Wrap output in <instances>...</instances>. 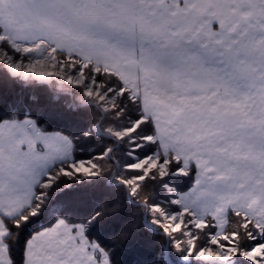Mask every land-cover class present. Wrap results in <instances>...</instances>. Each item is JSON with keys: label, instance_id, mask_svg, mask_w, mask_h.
<instances>
[{"label": "crops", "instance_id": "obj_1", "mask_svg": "<svg viewBox=\"0 0 264 264\" xmlns=\"http://www.w3.org/2000/svg\"><path fill=\"white\" fill-rule=\"evenodd\" d=\"M37 2L27 0L31 16L0 6V26L10 41L41 39L115 72L152 119L159 149L184 169L193 167L189 199L204 205L227 198L223 189L249 187L238 196L230 192L227 201L249 198L264 213V0H39L36 13ZM29 122H0L4 264L10 257L4 218L29 207L42 176L72 156L66 134ZM66 237L69 247L83 244V252L56 259L90 264L92 255L102 264L84 225L63 218L33 232L23 264H51L49 245Z\"/></svg>", "mask_w": 264, "mask_h": 264}, {"label": "trees", "instance_id": "obj_2", "mask_svg": "<svg viewBox=\"0 0 264 264\" xmlns=\"http://www.w3.org/2000/svg\"><path fill=\"white\" fill-rule=\"evenodd\" d=\"M2 33L0 26V36ZM0 48L13 59L25 57L5 39L0 40ZM57 57L68 58L61 51ZM95 67L86 64V76L110 87L115 94V106L106 113L84 93L85 84H71L62 77L52 78L49 84L24 79L10 75L0 61V122L30 118L39 131H59L73 142L72 156L54 163L36 185V195L42 196L34 197L19 215L4 218L10 258L14 264H23L24 246L33 232L63 218L82 223L88 239L110 251L111 264H214L195 257L209 243V234L217 230L213 217L208 216L202 227L190 226L195 237L189 250L185 233H167L161 226V216L153 208L157 206L166 212L179 209L175 199L192 186L193 167L180 175L130 167L160 150L153 138V121L143 114L139 99L119 75ZM127 128L132 129L133 140L129 134L117 140L116 131ZM169 156L167 167L171 172L181 166V161ZM77 161L93 163L92 174L74 172L72 164ZM96 213L102 215L89 224ZM226 215L225 234L233 235L237 250L264 242V219L257 225L254 218L234 208H228ZM189 253L191 258L186 259ZM242 262L248 263L237 256L232 264Z\"/></svg>", "mask_w": 264, "mask_h": 264}, {"label": "rangeland", "instance_id": "obj_3", "mask_svg": "<svg viewBox=\"0 0 264 264\" xmlns=\"http://www.w3.org/2000/svg\"><path fill=\"white\" fill-rule=\"evenodd\" d=\"M39 4L41 3L38 0L37 4L34 5L31 11L37 13L40 6ZM0 6L5 8L6 11L17 9L20 11L22 16H31L28 12L27 0H0ZM31 7L32 5L29 4V10ZM30 29L31 28H27L24 30L29 31ZM37 29L39 30L41 28ZM1 39L8 41L11 48L16 52H19L21 56L25 55L24 59H13V56L9 52L0 48V61L5 64L10 75H20L24 79H34L37 82L44 81L48 84L52 78L62 77L66 82L71 84H85L84 93L94 99L95 102L101 106L104 113L108 112L109 109L115 106V94L111 93L110 87H106L103 83L97 81L93 77L86 76L83 68L89 62L81 61L74 55L68 54L67 56L69 59L65 58L59 60L57 57L58 51H55L50 44H46V49L44 52L40 53L38 51L39 45L40 42L44 41L41 39L32 43L14 42L10 41V38L3 33L0 36V40ZM30 50L32 52H30ZM72 57L73 59H71ZM93 65L98 67L95 64ZM28 120L30 121L29 125L31 128L35 127L34 121L30 120V118H27V121ZM131 131L132 129L130 128L116 131L115 134L117 140H121V138L127 137L129 134L132 141L133 137L131 138ZM132 146H134V144ZM168 157H170L168 152L159 150L153 154L144 156V158L138 159L130 167L142 168L144 172L150 169H156V172L161 174L171 173L173 175H180L187 174L189 172V169H184L181 166L177 170L169 172L167 167L169 161ZM72 165L74 172L81 171L86 174H92V169L95 166L91 162L84 161H77ZM64 172H70V170L64 169ZM219 192L221 191L215 193ZM223 192H225V195H228L227 198L221 199L219 197L215 198L216 200L209 198L208 204L204 205H198L194 198L189 199V194L180 193L175 199V201L178 202V210H170V212H166L162 211L160 207L157 206H153V208L156 211V214L161 216V226L167 233H171V231H183L185 233L187 240L186 244L189 250L192 249L193 239L195 237V235L193 236L192 234L190 226L198 228L202 227L208 216L213 217L214 225L217 227V230L215 233L209 234V243L206 244L205 247L200 248L198 252H196L195 257H199L201 260H207L214 264H232L234 263L235 258L239 256L245 261H248L247 264H251L253 260H259L260 255L264 253V242L252 245L246 250H237L233 235L225 234V223L227 220L226 212L228 208L241 209L248 217L254 218L257 225L262 222L264 213L261 209H256L254 207L255 205H259V203H252L251 200L249 201V198L238 202H231L230 200L227 201L230 192H236L238 196L241 192L249 193V187H238L232 189L226 188L223 189ZM41 196L42 194H35L34 197L40 198ZM205 257L207 259H204Z\"/></svg>", "mask_w": 264, "mask_h": 264}, {"label": "snow or ice", "instance_id": "obj_4", "mask_svg": "<svg viewBox=\"0 0 264 264\" xmlns=\"http://www.w3.org/2000/svg\"><path fill=\"white\" fill-rule=\"evenodd\" d=\"M59 191H63V189H60ZM101 215H102V213H96L89 220V224H92L93 222H95ZM49 236L54 237L55 236V230H53L52 233H49ZM125 238H127V237H125ZM71 239H72L71 237H66L65 239H62L59 241L53 240V242L49 245L50 247L53 248V252L50 254L51 264H67V260H58V259H56V257H58L62 254L65 256H72L76 252H81V253L83 252V247H84L83 244L80 245V247L78 249L76 247H69L67 245V241L71 240ZM28 244L31 245L32 241L29 240ZM61 245H63L64 247H61ZM5 247H7V245ZM91 247L93 249H99L100 254L103 256L102 264H111V261L109 259L110 251L105 250L103 248V246L97 242H93ZM26 256H27V253H26ZM190 258H191V253H189V255H188V257H186V259H190ZM204 259H207V258L205 257ZM88 261L90 262V264H101L100 259L93 257L92 255L88 256ZM0 264H4V262L0 261ZM6 264H14V262L11 260L10 257H8ZM25 264H28L27 259L25 260ZM242 264H244V262H242ZM251 264H264V253H262L260 255L259 260H253L251 262Z\"/></svg>", "mask_w": 264, "mask_h": 264}, {"label": "bare ground", "instance_id": "obj_5", "mask_svg": "<svg viewBox=\"0 0 264 264\" xmlns=\"http://www.w3.org/2000/svg\"><path fill=\"white\" fill-rule=\"evenodd\" d=\"M45 49H46V44L44 42L40 43L38 51L41 53L44 52Z\"/></svg>", "mask_w": 264, "mask_h": 264}, {"label": "built area", "instance_id": "obj_6", "mask_svg": "<svg viewBox=\"0 0 264 264\" xmlns=\"http://www.w3.org/2000/svg\"><path fill=\"white\" fill-rule=\"evenodd\" d=\"M44 42V41H43ZM43 42H40V43H43ZM45 44H47L46 42H44Z\"/></svg>", "mask_w": 264, "mask_h": 264}, {"label": "water", "instance_id": "obj_7", "mask_svg": "<svg viewBox=\"0 0 264 264\" xmlns=\"http://www.w3.org/2000/svg\"><path fill=\"white\" fill-rule=\"evenodd\" d=\"M30 52H32V51L30 50Z\"/></svg>", "mask_w": 264, "mask_h": 264}]
</instances>
